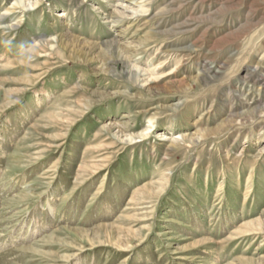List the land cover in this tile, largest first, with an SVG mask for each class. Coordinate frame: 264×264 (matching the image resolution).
I'll use <instances>...</instances> for the list:
<instances>
[{
	"label": "rangeland",
	"instance_id": "rangeland-1",
	"mask_svg": "<svg viewBox=\"0 0 264 264\" xmlns=\"http://www.w3.org/2000/svg\"><path fill=\"white\" fill-rule=\"evenodd\" d=\"M0 264H264V0H0Z\"/></svg>",
	"mask_w": 264,
	"mask_h": 264
}]
</instances>
